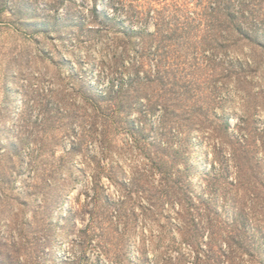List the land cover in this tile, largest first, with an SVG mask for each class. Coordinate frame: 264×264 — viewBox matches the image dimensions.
Listing matches in <instances>:
<instances>
[{"label":"clouds","instance_id":"clouds-1","mask_svg":"<svg viewBox=\"0 0 264 264\" xmlns=\"http://www.w3.org/2000/svg\"><path fill=\"white\" fill-rule=\"evenodd\" d=\"M0 264H264V0H0Z\"/></svg>","mask_w":264,"mask_h":264}]
</instances>
